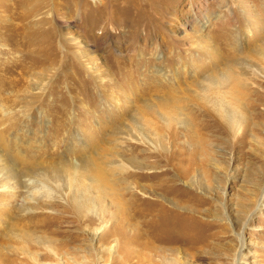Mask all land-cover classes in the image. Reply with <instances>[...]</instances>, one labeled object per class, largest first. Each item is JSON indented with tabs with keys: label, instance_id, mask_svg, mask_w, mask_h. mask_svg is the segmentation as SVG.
I'll use <instances>...</instances> for the list:
<instances>
[{
	"label": "rangeland",
	"instance_id": "obj_1",
	"mask_svg": "<svg viewBox=\"0 0 264 264\" xmlns=\"http://www.w3.org/2000/svg\"><path fill=\"white\" fill-rule=\"evenodd\" d=\"M262 40L264 0H0V130L25 169L41 181L50 165L94 152L113 160L112 149L132 165L122 193L135 202L82 219L57 191L28 195L37 183L25 169L16 178L26 187L0 172V264H264V71H243L257 68ZM226 62L246 82L235 130L190 101ZM172 90L185 125L159 128L154 143L120 137L140 131V103ZM156 204L181 221V241L147 234L140 251Z\"/></svg>",
	"mask_w": 264,
	"mask_h": 264
},
{
	"label": "bare ground",
	"instance_id": "obj_2",
	"mask_svg": "<svg viewBox=\"0 0 264 264\" xmlns=\"http://www.w3.org/2000/svg\"><path fill=\"white\" fill-rule=\"evenodd\" d=\"M33 34L36 35V33ZM208 56L210 57V53H208ZM212 62L213 64L217 63L216 60ZM252 62H255L257 68L254 69L250 68V65H245L243 71L249 70L253 73H256L257 70L264 71V43L257 46L252 52ZM214 66L216 69V65ZM237 66V63L232 66L229 62H226L221 71L215 70L208 73L200 79V82L195 84L196 89L191 90L193 95L190 96L191 102L212 113L218 121L230 130L238 129L241 124L242 113H240L239 103L246 85L245 80L241 77L242 73L235 68ZM196 73L197 66L193 71V75L195 76ZM184 104L185 99L179 97L174 90L162 92L152 99L145 100L139 104V108L135 111V116L132 119V121L141 123L140 131L138 133L122 131L119 133L120 137L132 144L144 143L146 140L149 143L158 142L156 131L159 128L164 129L172 124L185 125L187 123L186 115L183 114ZM115 105L116 108H119L118 102H115ZM10 127L13 128V126ZM4 132V130H0V172L8 173V177L15 181V186L26 187L25 182L16 177L17 173L25 169L30 161L18 152V143L8 140ZM117 154L118 152L111 149L108 156L113 157V160H108L98 152H94L92 155L81 154L77 156L75 160L78 163L73 162V159L72 161L62 160L56 166H48V173L41 174L38 177L41 181L35 179L36 176H33L32 168L23 170L21 175L22 177L32 178L35 181L31 180L32 183H37L36 187L28 192V195L33 197L41 194L49 197L54 191H57L59 196L67 200L70 208L78 217L84 219L90 211L92 214L99 212V217L102 219V214L105 211L108 215H111L110 208L121 210L123 213L130 205L135 204L132 198L126 199L122 193L123 190L132 189V184L128 181V178L133 175L130 168L132 165L129 166L130 164L124 163L122 159H116L115 155ZM14 167L18 170L16 171ZM9 174L15 176L10 177ZM3 187V193H7L8 189H5L7 186L4 185ZM15 195L16 193L11 194V196ZM22 208L32 209L33 204L26 202ZM168 215L164 210H159L158 204L154 206L152 217H157V223L152 226L149 232L139 237L137 245L140 251L148 246V242L145 241L148 237L147 234H151L154 245H156V242H159L160 245L163 243L169 245L181 241L180 234L183 233L180 226L181 221L178 218L174 221L170 220ZM97 232L98 229H94L89 233L92 239L96 237ZM22 239L27 241L32 240L33 237L31 234L24 233ZM35 243L39 242L36 241ZM44 244H47L45 247H49L50 243L46 241ZM126 245H129V243ZM156 249L163 256L162 262L170 260L164 257L167 247L162 249L156 247ZM110 251H112V248H110ZM238 261L244 262L243 254Z\"/></svg>",
	"mask_w": 264,
	"mask_h": 264
}]
</instances>
